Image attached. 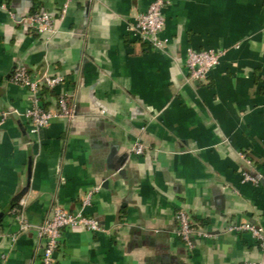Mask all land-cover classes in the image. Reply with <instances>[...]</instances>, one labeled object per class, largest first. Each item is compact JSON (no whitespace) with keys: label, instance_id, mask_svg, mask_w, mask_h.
Instances as JSON below:
<instances>
[{"label":"crops","instance_id":"obj_1","mask_svg":"<svg viewBox=\"0 0 264 264\" xmlns=\"http://www.w3.org/2000/svg\"><path fill=\"white\" fill-rule=\"evenodd\" d=\"M149 1L71 0L54 32L38 33L28 15H56L60 0H0V264H40L35 229L15 216L34 226L56 206L101 229L65 228L55 264H264L248 233L227 230L264 225V0H169L160 51L130 30ZM187 48L224 53L189 82ZM17 65L63 75L44 105L56 111L63 94L72 116L31 134ZM179 209L210 234L191 249Z\"/></svg>","mask_w":264,"mask_h":264},{"label":"built area","instance_id":"obj_2","mask_svg":"<svg viewBox=\"0 0 264 264\" xmlns=\"http://www.w3.org/2000/svg\"><path fill=\"white\" fill-rule=\"evenodd\" d=\"M71 0H60L56 15L42 10L28 15L26 24L29 28L38 33H53L55 18L62 19L66 14ZM169 0H150L146 9L140 12L135 21L130 26L131 32L142 42L147 43L155 50L166 48L168 39L163 36L165 21L163 17V7ZM223 50L202 49L195 50L187 48L184 58V65L187 69V81H203L208 72L218 64ZM64 77L61 74L33 75L25 65H17L11 77L15 84L26 87L31 95L30 107L25 112V117L29 124V132L37 135L45 129L53 117L69 119L72 114L68 107L65 95H59L56 111H52L44 105L46 97L44 88L53 89L64 83ZM6 114L3 113V117ZM145 145L141 141H136L133 151L136 154H143ZM247 162L250 160L247 158ZM245 180L257 182V179L243 172ZM91 192H88L82 201L83 206L89 204ZM178 223L176 235L183 241L189 249L193 247L192 238L194 236H210V234L196 229L188 215L182 209L175 213ZM20 229L27 230L34 228L40 246V264H55V251L61 244L63 230L67 227H79L89 231H99L101 229L97 220L83 213L82 209L70 211L60 206H56L52 216L42 223L31 225L21 214L15 216ZM228 231L246 232L257 243L258 247L264 251V225L256 224L250 221H242L231 224L227 227ZM244 264H257L244 262Z\"/></svg>","mask_w":264,"mask_h":264},{"label":"water","instance_id":"obj_3","mask_svg":"<svg viewBox=\"0 0 264 264\" xmlns=\"http://www.w3.org/2000/svg\"><path fill=\"white\" fill-rule=\"evenodd\" d=\"M21 194H22V193H20L17 197H15L14 200H12V202L10 203V205H9L6 209H4V212H5L9 207H12V206H13V204L17 201V198H18Z\"/></svg>","mask_w":264,"mask_h":264},{"label":"trees","instance_id":"obj_4","mask_svg":"<svg viewBox=\"0 0 264 264\" xmlns=\"http://www.w3.org/2000/svg\"><path fill=\"white\" fill-rule=\"evenodd\" d=\"M34 12H36V11H33L32 13H34ZM15 69V68H14ZM14 69H13V71H12V73H11V76L10 77H12V74H13V72H14ZM44 90L45 91H47L48 90V88H44ZM43 90V91H44ZM18 207V204L17 205H15L11 210H13V209H15V208H17Z\"/></svg>","mask_w":264,"mask_h":264}]
</instances>
